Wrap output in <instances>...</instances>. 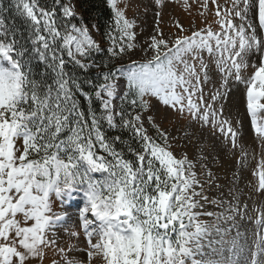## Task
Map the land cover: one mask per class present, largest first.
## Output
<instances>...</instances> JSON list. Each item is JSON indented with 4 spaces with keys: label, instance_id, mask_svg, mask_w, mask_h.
I'll return each instance as SVG.
<instances>
[{
    "label": "snow or ice",
    "instance_id": "snow-or-ice-1",
    "mask_svg": "<svg viewBox=\"0 0 264 264\" xmlns=\"http://www.w3.org/2000/svg\"><path fill=\"white\" fill-rule=\"evenodd\" d=\"M105 3L107 45L78 18L76 0H10L7 8L0 0V264H44L49 251L50 264H264V207L250 216L233 177L223 210L203 211L216 204L205 183L215 184L212 165L222 157L215 145L201 146L199 159L177 154V137L161 127L174 118L219 133L247 163L224 103L229 84H243L251 128L264 141V0H232L227 9L211 0L214 22L209 0H152L156 22L139 44L136 21L117 0ZM168 3L180 4L188 28L173 17L177 32L164 31ZM13 8L27 34L3 14ZM135 54L142 58L124 62ZM191 135L184 132L185 147ZM257 169L264 191V159ZM56 200L64 212L53 210ZM237 218L255 221L247 245Z\"/></svg>",
    "mask_w": 264,
    "mask_h": 264
},
{
    "label": "rangeland",
    "instance_id": "rangeland-1",
    "mask_svg": "<svg viewBox=\"0 0 264 264\" xmlns=\"http://www.w3.org/2000/svg\"><path fill=\"white\" fill-rule=\"evenodd\" d=\"M189 3H192V0H189ZM217 3L222 5L225 9L231 7L232 0H217ZM117 5L125 12L126 18L136 21V24L139 25L135 29L137 31V43L139 44L143 40H145L149 35L152 34L153 27L156 22L155 9L152 7V0H117ZM209 8L208 19L209 22H214L216 20L215 16V6L211 4V0H209ZM76 11L80 13V10L77 6L76 1ZM193 16L196 20V26L204 27L201 23V17L197 15V7L193 6ZM175 18L180 21L181 24L185 28H188L191 18L182 10L179 3H168L164 9L163 13V28L165 32H177L174 24L172 23V18ZM93 26V35L94 38L102 43L100 33L96 25ZM214 29L218 30V25H213ZM144 29L142 34L140 33V29ZM188 34V33H185ZM142 57L139 54L132 55L130 58L125 56L124 62L130 64L132 60H139ZM252 71L251 68L248 70ZM211 87V86H209ZM229 87L231 88V92L228 93L226 98V103H224V111L225 117L231 119L233 128L236 129L243 137V146L247 152V163L243 166L238 161L241 159V152L239 150L231 149V145L227 144L226 141H223V137L217 133L216 139L212 137L209 133L208 129H204L201 131L196 125H193L191 128H187V122L184 120H176L170 119L163 121L161 123V127L167 130L172 136L177 137L175 141V152L180 154L182 152H187L190 158L199 159V150L201 146H206L208 150H211L213 145H215L216 152H219L221 155V160L215 162L212 165V171L216 177L215 184L208 187L207 183H205V194L209 196L210 200H216V204H206L203 211L220 213L223 209L218 207L220 199H224L227 201L229 199V185L233 181V177H236L235 185L233 186V192H235V187L238 186L240 188L241 200L246 202L249 206V215L255 217L257 213L253 212L254 208H262L264 207V191L258 190V175H253L254 171H258L257 165L260 163L262 159H264V147H261L264 144V141L259 140L254 134L251 124H250V116L246 111L245 104V86L243 84L230 83ZM264 115V114H261ZM159 120L160 117L158 116ZM237 121H242L243 126L241 127ZM192 133L189 137V143L185 147V141L183 139V134L185 131ZM227 144V147L224 145ZM215 154V152H214ZM199 172V168L197 169ZM241 176L243 179H241ZM200 179L204 181L206 178L201 175ZM216 184L221 185L220 188L216 187ZM81 197L76 195L73 197L72 202L78 204ZM59 205V201L57 202V208ZM82 206V204L80 205ZM224 208H227V203H225ZM65 209L61 207L59 213L64 212ZM74 213L72 214V219L66 224L67 227L71 228L76 223L77 206L73 207L72 210ZM198 220L204 224H214L216 222L215 217L201 215L198 217ZM237 223L241 225V239L247 245V243L252 238V233L255 230V221L243 220L241 221L237 218ZM190 231H194V228H190ZM246 230V232H245ZM231 235H235V229ZM84 236L83 234L80 237L79 247L84 248ZM65 240L67 237L65 236ZM69 244H75V240L68 241ZM207 246V240H202ZM211 252V249H207ZM83 252L79 253L80 257H83ZM199 258V257H198ZM52 259V258H51ZM49 259V261L51 260ZM47 264H50L47 263ZM94 264L97 262L94 261ZM190 264V262H189Z\"/></svg>",
    "mask_w": 264,
    "mask_h": 264
},
{
    "label": "trees",
    "instance_id": "trees-1",
    "mask_svg": "<svg viewBox=\"0 0 264 264\" xmlns=\"http://www.w3.org/2000/svg\"><path fill=\"white\" fill-rule=\"evenodd\" d=\"M77 6L80 10L78 12V18L80 15L84 17V22L89 25H96L99 30L101 42L104 45L108 44L107 37L105 33L111 27V13L109 11V7L106 5L105 0H76ZM41 4H47L48 6L52 5V0H40ZM10 4V0H3V7L7 8ZM8 17V23L14 25L17 29H20L27 34V30L25 27V22L22 17H20L15 9L13 8L11 11H7L3 13ZM124 60V58H123ZM99 63V59L97 60ZM113 63H118L117 61H113ZM83 103V102H82ZM86 108V104H85ZM105 131H107V126L105 125ZM109 135H113L114 133L109 132ZM103 154V153H101Z\"/></svg>",
    "mask_w": 264,
    "mask_h": 264
}]
</instances>
